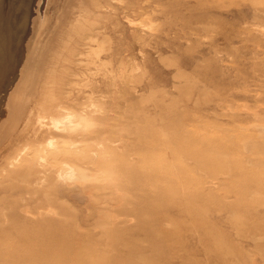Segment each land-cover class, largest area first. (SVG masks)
<instances>
[{"label": "rangeland", "instance_id": "rangeland-1", "mask_svg": "<svg viewBox=\"0 0 264 264\" xmlns=\"http://www.w3.org/2000/svg\"><path fill=\"white\" fill-rule=\"evenodd\" d=\"M8 39L0 264H264V0H0Z\"/></svg>", "mask_w": 264, "mask_h": 264}, {"label": "bare ground", "instance_id": "bare-ground-1", "mask_svg": "<svg viewBox=\"0 0 264 264\" xmlns=\"http://www.w3.org/2000/svg\"><path fill=\"white\" fill-rule=\"evenodd\" d=\"M7 41H8V43L5 42L3 44H0V117L3 116V114H4V107L7 103L8 98H9L10 90L15 86V84L18 81L21 69H22L24 62H25V59H26L27 50H28V44L26 45V51H25L23 43H21L20 46H15V44L14 45L10 44L11 41L9 39ZM74 115H73V117H74ZM73 120H72V116L69 112V113H66V117L63 120H57L56 119V120H54L53 124H54V127L56 126L59 129L61 126L65 125L67 122H70V123L73 122L74 123ZM74 124H76V123H74ZM56 142L57 141H55V140H51L50 141V145H52L51 147H53V145H55V147H56L57 146L55 144ZM61 148H63V146ZM61 148H60L59 157H60V160H62L63 170H61L62 172L60 171V174L58 173L59 174L58 175L59 180L64 181L66 183L75 184L78 180L76 169L72 165H70V163H68V160H66L68 158H66V156L63 154L64 151ZM64 149H65V147H64ZM57 150H59V149H57ZM50 163H51V161H50ZM43 205H46V204L44 203ZM3 217H4V215H3ZM39 224H38V229L36 228L37 231L35 229V231H33L32 233H29V234L26 233L23 237L27 238V239L37 237V238H35V242L38 241V243H40L41 245L48 244L47 240H49V237L55 238L57 235H56V233L52 234V233L48 232V230H47L48 225H43V223H41L40 225ZM35 226H37V225H35ZM41 228H42V231L39 232V229H41ZM54 252L59 253V248L58 249L55 248Z\"/></svg>", "mask_w": 264, "mask_h": 264}]
</instances>
